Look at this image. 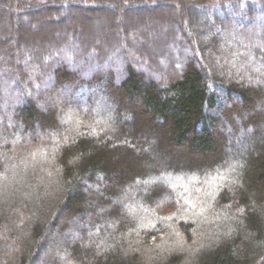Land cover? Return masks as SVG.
Instances as JSON below:
<instances>
[{
    "label": "trees",
    "instance_id": "16d2710c",
    "mask_svg": "<svg viewBox=\"0 0 264 264\" xmlns=\"http://www.w3.org/2000/svg\"><path fill=\"white\" fill-rule=\"evenodd\" d=\"M214 1L0 0V264H264V5Z\"/></svg>",
    "mask_w": 264,
    "mask_h": 264
},
{
    "label": "rangeland",
    "instance_id": "374dc122",
    "mask_svg": "<svg viewBox=\"0 0 264 264\" xmlns=\"http://www.w3.org/2000/svg\"><path fill=\"white\" fill-rule=\"evenodd\" d=\"M25 5H30V3H33V2H45V1H48V0H23ZM217 1H214V6L216 8H213V10H217L218 12H224V8L222 9L221 7H228L226 8V10L228 9V11L226 12H229V13H233V15L237 18H242L245 14L244 10V4H246V2H249L252 6H254V8H259L261 5H264V0H226V2L222 1L221 3H218V7H217ZM170 2V5L172 6L173 3L171 1ZM168 2V3H169ZM227 3V4H226ZM0 18L2 17L3 19H5V22L3 24H0V39L2 40H6L8 42H10V44H13V41L12 39L10 38V35H9V32H8V28H9V22L7 20V18H5L7 15H6V7L5 5H0ZM161 10V9H160ZM99 12V11H98ZM102 13H87V17H88V22H89V25L90 27L95 30L96 32H99V30H101L102 32L105 30V22L107 23V18L110 14H113L114 15V19H115V23H116V27H118L117 29V35L118 37H120L121 39H123V35L121 33V31H119V28L120 26H122L124 28V24L126 22V18H129V16H126L125 15V19H123L122 17V14L120 12V10L116 7H114L112 9V11H101ZM111 12V13H110ZM225 12V13H226ZM244 12V14H243ZM101 14V15H99ZM130 14H133V13H130ZM148 13H144V16H146ZM99 16V20L96 21L97 17ZM19 18V22H20V17ZM22 20V19H21ZM38 22V23H36ZM35 23H32L29 24L30 28L32 29L33 31V27L34 26H37L38 24H42V22L40 21H36ZM11 23L13 25H16V20H12ZM141 24H144V23H140ZM138 27V26H137ZM85 27H82L81 29H84ZM125 29H128L125 25ZM127 31V30H126ZM126 31H124L126 33ZM37 32H32L31 33V40H33L34 38L37 39V35L38 33L36 34ZM128 33V32H127ZM126 33V35H127ZM28 43L25 42L26 46H29V41H27Z\"/></svg>",
    "mask_w": 264,
    "mask_h": 264
}]
</instances>
